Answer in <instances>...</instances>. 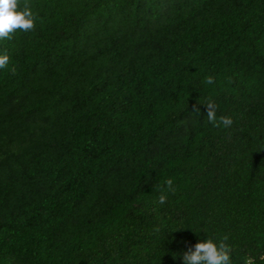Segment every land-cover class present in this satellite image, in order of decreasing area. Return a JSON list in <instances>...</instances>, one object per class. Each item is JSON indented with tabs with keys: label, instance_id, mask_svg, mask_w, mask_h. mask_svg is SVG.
I'll use <instances>...</instances> for the list:
<instances>
[{
	"label": "trees",
	"instance_id": "1",
	"mask_svg": "<svg viewBox=\"0 0 264 264\" xmlns=\"http://www.w3.org/2000/svg\"><path fill=\"white\" fill-rule=\"evenodd\" d=\"M27 3L0 39V264H183L225 235L264 264V0Z\"/></svg>",
	"mask_w": 264,
	"mask_h": 264
},
{
	"label": "clouds",
	"instance_id": "2",
	"mask_svg": "<svg viewBox=\"0 0 264 264\" xmlns=\"http://www.w3.org/2000/svg\"><path fill=\"white\" fill-rule=\"evenodd\" d=\"M36 17L32 13L27 0L24 6L20 8V0H0V39H11L17 29L28 32L35 29ZM9 63L7 55L0 56V68H6ZM12 75L16 74V68L10 69ZM205 83L212 84L214 79L206 77ZM193 111H199V108L192 105ZM207 116L210 123L214 127H219L223 124L225 127H230L233 123L230 117L221 116L219 122L216 118V106L209 102L206 106ZM168 191L175 194L176 189L173 187L172 179L166 182ZM167 201V195L161 194L158 198V203L163 205ZM228 236L222 237L217 244L212 239H205L203 242H197L194 246L189 247L182 255L183 264H231L230 247L226 243Z\"/></svg>",
	"mask_w": 264,
	"mask_h": 264
}]
</instances>
